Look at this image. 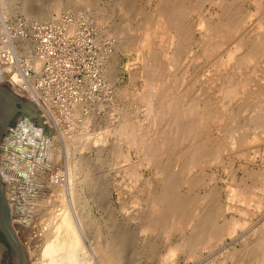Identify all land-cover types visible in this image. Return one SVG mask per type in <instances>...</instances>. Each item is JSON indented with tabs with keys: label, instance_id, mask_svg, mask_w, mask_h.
I'll return each mask as SVG.
<instances>
[{
	"label": "bare ground",
	"instance_id": "1",
	"mask_svg": "<svg viewBox=\"0 0 264 264\" xmlns=\"http://www.w3.org/2000/svg\"><path fill=\"white\" fill-rule=\"evenodd\" d=\"M10 1L12 2V0H0V13H4V10L7 8V11L10 9L9 7L12 6L10 5ZM74 1L77 3L76 0H73V2ZM83 1L90 3L91 0H82L81 4H83ZM127 1H124V7L127 6L128 3V6L134 3L132 0L126 3ZM33 2H36V0L31 3ZM244 3L253 5V9L246 11L248 7L243 10ZM39 4L41 3L39 2ZM204 4L208 5L207 9L204 8L209 12L207 15H205L206 11H202ZM32 5L34 6V4ZM94 6L97 8H94L96 12H103L104 5H98L96 3ZM59 7L57 1L51 6L52 10L54 9L55 11H57ZM131 7L134 9L135 5L133 4ZM214 7L218 8L220 14L222 12V18L220 20H218L220 16L216 17L211 10L214 9ZM30 9L34 8L31 6ZM41 12L43 11L39 10L37 13L39 14ZM57 12L56 15L60 16L59 11ZM37 13L35 12L34 14L41 19L40 16L43 13H41V15H37ZM216 14L220 15L217 11ZM47 15L48 14H46V16ZM214 15L216 19L218 18L217 20L213 19ZM46 16L44 15V17ZM106 16L107 15L104 17L106 18ZM110 17L111 16H109V18ZM189 17L192 18L191 23L188 22ZM50 18L52 19L53 17ZM126 20L125 22L121 21L126 24ZM140 20L141 21L135 27L139 30V36L136 38V30L133 31L135 36L132 35V38L134 36L136 39L133 38V41L132 38L129 39L128 35V38L123 41L122 48L124 53L129 55L130 63L136 61V63L141 64L137 71L144 73L139 75L130 73V75H128V83L130 84L136 78H143V89L132 93V96L138 102L146 105V113L148 116L144 119L145 121L141 123V121H137L136 118L134 119L131 114L125 113L122 115L120 123L115 124V128L113 127L114 132H111L116 134L117 138L122 137L126 140L123 152L119 151L117 147L115 150L119 151L116 152V154L119 156L122 155L123 158L130 160L125 168H128L126 174L128 173L127 177H129L131 183H135L140 179H145L146 182L149 181V183H151V180L154 178L156 179L154 180L158 182H156L157 186L153 187L154 189L147 182L148 186L146 187H151L152 189L149 188L151 191L146 192L147 199H144L149 205V211L147 210L148 213H143V216L146 215L145 218H142V216V219H140L143 220L141 221L142 231H151V234L153 231L154 234L157 232H155V230H158L160 233L164 228L166 232H171V230L174 232L176 229H178L177 232H179V230H182L181 232L186 230L188 234H186L185 237L183 236V239L181 238V241L176 244L177 248L174 243L173 245L175 246V250L178 249L179 246V248L187 251H184L186 254L189 256L194 255L193 257H195L200 248L206 245L210 246L212 243L217 244L222 242V240L228 236H234L235 239L244 238L242 237L244 233L236 235L237 231L250 226L253 218L258 217L257 220L255 219L256 222L253 223L254 225H251L249 228V230H251L248 233L251 237L249 235L250 238L248 237L245 238L244 241L242 240L243 247L240 246L242 251L240 249V251L238 250L239 252L235 250H229L227 252V250H222L224 247L223 245L220 250L224 251V256L216 260L210 259V262H212L210 264H225L224 261L226 259H230L232 262L235 261V264H264V150L262 152V148L259 149L256 146L258 145L256 139L261 141V143L264 142V137L262 136L264 135V83L260 82L263 86H255L256 81L259 82L264 77L259 75L262 77L260 78L257 77V74L255 75L257 70L255 68L259 67V64H264V62H262V64H257L262 61L261 57L263 58L264 56V0H156L153 14L147 15L146 17L143 16V19ZM105 22H107V20H105L104 23ZM121 23L118 24L122 26L123 23L122 25ZM127 23L131 25L129 21H127ZM243 23H247V25L243 26ZM110 24L112 23H109L108 26H110ZM113 24L111 25L114 27L113 31L115 29L118 31L117 29H120L119 25L117 24L118 27L116 28V23ZM69 27L72 26L70 25ZM112 27L108 28L112 29ZM124 28V32L130 29V27H128V29H126V27ZM122 29L120 30L122 31ZM130 32H132V29ZM191 48L193 49L192 51ZM182 55L186 56L183 68L180 67L181 71L184 72L181 75H176L175 72L180 69L171 67L178 65L179 61L180 63L182 62L180 59ZM9 58L12 59L11 56H6L5 49L3 50L2 47H0V59H2L0 68L3 67L5 70H10L6 74L7 82L10 83L12 88L20 91L21 87L16 86V82L19 80L17 78L18 75L16 72L12 73V71L20 70L22 72L23 70H21L20 66L17 64L12 65L13 61ZM5 59H7V61H5ZM26 59L28 63H32L35 69H38L41 65V61L38 58L29 59V57H27ZM194 60H204L201 67L202 74H190V70L194 69H189L188 65ZM261 70L257 71V73L259 72L258 74H261ZM10 73H12V75H10ZM253 73L260 79L258 80L256 78L257 80H254L255 77L252 79L251 77L254 75H251ZM22 74L24 75L23 72ZM262 80L264 81V79ZM260 83L256 85H260ZM24 121H26V123ZM254 126L260 127L259 129L261 131L258 132L256 138L251 137V130ZM25 127L28 128L27 132L23 131ZM256 127L255 129L257 130L258 127ZM35 129L34 124L31 125L30 121L18 119L12 130L10 129L11 131L5 130L6 135L3 138V142H1L3 155H5V152L9 154L8 150L11 149L9 158L19 159V163L21 159L25 160V158L26 160L29 159V164L34 162V160H38L40 156L37 157L36 154L39 155L41 152H38L36 147L40 144V139L38 138V141V139L28 134V130L31 132ZM40 129L39 127V130ZM109 133L110 132H108V134ZM253 133H255V131H253ZM24 135L26 137H24ZM99 136L100 134L97 137L99 138ZM102 138L103 137L100 136V143H105L103 140L101 141ZM94 140L98 139L96 138L93 139V141ZM74 141L77 140L74 139ZM252 141H255L256 145L251 143ZM73 143L76 146V142ZM97 143H99V141H97ZM249 148L253 153L251 158H249L253 162H255L254 160H256L258 153H260V162L258 166L253 168L250 167L251 169L247 168V154H249ZM118 155L114 156V158H119ZM132 157L135 158L134 161H131ZM175 159L178 161V164L180 162L179 165H181V168L185 169V171L181 169L177 171L176 169L180 167L179 165L175 170L170 168L172 162L176 166L174 163L176 162L174 161ZM211 165L220 166L226 173L231 172V180L226 184L227 196L224 194L226 196L224 201L217 198L219 195L216 197L217 190H215L216 188L213 184H210L212 187H208V191L203 194L196 193L198 190L194 193V188L197 186H206L208 182L214 178L215 172L213 171H209V176L203 175L206 172L205 170V172L201 171L200 173V170L203 169L202 167ZM9 166L14 169L16 168L15 165L13 166L12 161H9ZM197 167L199 168V173L194 172ZM190 168L194 169V175L186 174V169L190 170ZM148 169H151L152 172L146 176L145 171ZM239 169L243 170L241 175H237ZM87 170L89 171V169ZM88 171L83 172L85 177H82L86 190L84 186L79 188L83 192L86 191V200L89 201V198L93 196V194L90 195L91 192H88L89 187H91L89 186L91 179L88 175ZM17 172L21 173V171ZM212 172L214 174H212ZM59 176H57V179L53 177L48 179L45 176V182L47 184L45 183L43 185H46V189L44 188L46 194L47 191L49 193L50 191L59 193V190H66L69 188L70 191L74 188L73 181H71L72 179L67 180L64 179V176L63 178ZM69 176H67V178ZM246 179H250L251 183H247ZM73 180H75L74 177ZM80 180H77V183ZM244 182L246 184H244ZM180 183L187 185L188 190L186 189V193L179 192L178 188L182 186ZM66 185H68L67 188H65ZM151 185H153V183ZM27 187L26 188L31 192L35 190L33 184ZM213 187L215 189H213ZM73 192H76V190ZM87 192L90 197L87 195ZM140 194L142 193L140 192ZM141 197L142 196H140V199L137 197L139 202L142 201L145 203L144 200H141ZM96 198L99 199L98 197ZM138 199H136L135 196V201ZM134 202H132V204H135ZM30 203L33 205V210L35 212L34 203L31 201L29 204ZM78 203L80 202H77V204ZM55 204L54 200L51 201L49 198L48 200H44V204L42 203L41 206L39 205L42 210L37 207L38 211L36 209L37 212L33 213L36 217V219L34 217V221L31 220L33 222L23 221L16 211H12L13 217L10 221L13 226L17 228V226L19 227L22 225L27 231L30 229V234L33 235L34 240L32 241L35 247H31L33 244L32 242L31 245H27L28 250H30L29 247L31 248L28 254L30 255V260H32L31 264H94V261H91L92 256L87 257L88 255H85L86 250L89 248V246L87 248L88 243H86L85 239L89 238L85 237L86 234H83L84 237L81 235V231L77 229L68 211L69 209L66 210V208H63L62 203V210H55L57 209ZM72 204L76 203L73 202ZM146 205L147 204L144 206L146 207ZM59 206L60 205H58V207ZM226 212L230 213L229 216H226ZM40 217L43 219L44 224L50 223L51 225V231L49 230L45 233V236H43V234L38 231L40 229L37 228V230L35 226V224L38 227L40 226V223H37L41 221ZM38 218L40 219L39 221H37ZM173 229L175 230L173 231ZM16 231L17 230H15V233ZM167 233L165 234V232H162V234L158 235H163L165 237ZM95 237L97 238L96 240L94 239L96 242L94 245L92 244L94 250L92 249L93 251H90L91 249H89V251L93 253L95 251L97 252L100 263L120 264L122 262V245L119 244L120 241H118V238L117 241L113 242V238L110 239L111 236L109 238H102V236L96 235ZM116 242H118V244ZM128 242L129 241H127V243ZM134 242L132 243L134 244ZM126 244H124L125 248L127 246L126 249H129L128 245L130 244ZM40 245H43V247H41V249L38 248L40 252L36 254L37 247H40ZM239 245L241 244L239 243ZM149 246L152 249L156 248L155 245H153L155 246L154 248L151 245ZM174 246L172 247L174 248ZM150 247L149 251L151 250ZM238 248L239 247L236 249ZM143 252L140 251V253ZM155 252H153L154 256L157 254L158 250L156 251L155 249ZM150 253H152V251ZM91 254L92 253H90V255ZM134 254L136 255L135 250ZM138 254L136 256L137 258H139V255H148L145 253ZM127 258L128 255L126 260H128ZM133 258L135 257L133 256Z\"/></svg>",
	"mask_w": 264,
	"mask_h": 264
},
{
	"label": "rangeland",
	"instance_id": "2",
	"mask_svg": "<svg viewBox=\"0 0 264 264\" xmlns=\"http://www.w3.org/2000/svg\"><path fill=\"white\" fill-rule=\"evenodd\" d=\"M32 1L34 0H31V2ZM38 1L36 0V2L31 3L30 0H12V2L10 1V5H12L11 7H9L10 9L7 11V8L4 10L5 12L3 11L4 13H0V47H2L3 50L5 49L6 56L12 57V59L9 58L11 61H13L12 65H19L21 70H23L22 72L24 73L23 75L20 70L12 71V73L16 72L18 75L17 78L19 80L16 82V86L21 87L19 91L15 88H12L10 83L7 82L6 74L10 70L6 69V72L3 67L0 68V86L4 85L16 97L32 105L34 109V115L31 117L24 113H15L5 130H12L13 126L16 124L18 119L30 121V124H34V128L36 129L32 130L31 132H29V129L28 134L31 135L33 138L40 139V144L38 145L39 147L37 146L38 148L36 147V150L38 149L37 151L41 152V154L39 155L36 154L37 157L40 156L38 160H34L32 158L34 162H32L31 164H29V159L26 160V158L25 160L21 159L20 163L18 162L19 159L9 158L11 149L8 150L9 154L5 152V155H3V148L1 147V142H3V138L6 134L5 131H0V181L2 191L9 207L10 220L13 217L12 211L14 210L17 212L19 217L21 216L20 218H22L23 221L26 220L25 222H33L35 217L33 213L38 211L37 207L42 210L40 206L42 203L44 204V200H48V198L51 201L54 200V202L56 203L55 207L57 206V209L55 210H62L61 204L63 203L62 207L66 208V210L69 209L68 211L72 216L77 229L81 231V235L83 236V234H86L85 237L89 238L85 239L86 243H88L87 248L89 246L88 249L86 248L88 251L86 250L85 255H88L87 257L92 256L91 261H94V264H101L97 252H90L94 250L93 245L96 242L94 241V239H97L95 237L96 235H99L100 237L102 236V238H109L111 236L110 239L113 238V242L117 241L118 238V241H120L119 244L122 245V262L120 264H122L123 262L127 264L128 261L131 262H128V264H135V262L136 264H198L199 262V264H210L212 263L210 262L212 259L216 260L224 256L225 253L223 254L224 251L222 250H227L228 252L229 250L240 251L241 249L242 251L241 247H243V241L250 235L248 232L251 229L249 230V228L251 225H254L253 223L256 222L255 219L257 220L258 217L253 218L252 222L250 223V226H247L246 228L237 231L236 235L244 233L242 236L244 238L241 237L242 239H235L234 236H228L224 240H222V242H219L217 244L212 243V245L210 246L206 245L200 248L197 252L198 254H196L195 257H193L194 255L189 256L188 254H186L185 252L187 251H185V249L179 248V246L178 249L175 250L176 244L181 241V238L183 239V236L185 237L186 234H188L186 230H183V232H181L182 230H179V232H177L178 229L175 228L176 230L173 229V231L175 230L174 232H172V230L171 232L169 231L170 233H172L170 234L168 231L167 233L164 228L163 230L165 231L162 230L159 233L158 230H155V232L157 231L158 233L156 232L153 234L152 231L151 234V231L143 232L141 229V221L143 220L140 219L145 218L146 215L143 216V213L145 214L149 211V205L144 200L147 199L146 192L151 191L149 188L157 186L158 182L155 181V178V180H151V183L147 181L151 186L148 188L146 187L148 186V183L145 179H140L139 181L137 180L135 183H131L129 177H127L128 173L126 174V170L128 168H125V166H127L130 160L123 158L122 155L119 156L118 154H116V152L124 151L126 140L122 137L117 138L116 134H113V129L116 126L115 124L120 123L122 115L125 113L131 114L134 119L136 118V120L141 121V123H143L145 121L144 119L148 116L146 113V105H143L142 103L138 102L132 96V93L141 91L143 89V78H136L130 84L128 83V75H130V73L139 75L144 72L137 71L138 68H140L141 64L136 63V61L134 63H130V59L128 57L129 55L124 53L122 44L124 39L128 38V35L129 39L132 38V35L135 36V34L137 35L136 38L139 36V30L135 27L141 21L140 19H143V16L146 17L147 15L153 14L156 0H132V2H134L133 4L135 5L134 9L132 8L134 6L131 7V5L133 4L128 6L129 0H126V3H128V7H124L125 0H91L94 4L97 3L98 5H104L102 13L98 11L96 12V10L94 9L96 8V6H94L91 1L90 3H86L83 1V4H81L82 0H76L77 3L75 1L73 2V0H55L60 6L57 10L59 11L60 16L56 15L58 12L54 9L52 10L51 8V6H53V3L55 2L54 0H40L39 2L41 4H39ZM32 4H34L35 7ZM246 4L247 3L243 4V10L247 9L248 7L249 8L246 11L253 9V5ZM22 6L24 9L22 8ZM31 6L34 9H30ZM204 8H208L207 4L203 5L202 11H206L205 15L209 14L208 10ZM39 10L43 11L41 12L43 13L42 15L41 13H39L41 15V19H39L38 16L36 17V15L34 14L35 12L37 13ZM211 10L214 12L216 17L220 16L219 19L217 18L218 20L222 18V12L220 11V14L218 8L214 7V9ZM216 11L220 15H217ZM39 14L37 13V15ZM46 14L48 15L46 16ZM44 15L46 17H44ZM105 15H107L106 18L104 17ZM215 15L213 16V19L217 20ZM109 16L111 17L109 18ZM50 17L53 18L51 19ZM105 20H107V22L105 23L108 24L104 23ZM121 20L124 22L126 20V24H124ZM114 21H117L119 24L122 22L123 25L121 23L122 26H120L117 22ZM127 21H129V23L131 22V25H129ZM188 22H192L191 17L188 18ZM109 23H116V28L119 25L120 29L123 28V32L125 30L124 27H126V29L130 27V29H128L129 31L126 30L124 32V35L119 28L117 29L118 31H116V29L113 31L115 26L114 24V27L111 26L112 24L108 26ZM68 25H71L72 27H69ZM125 25H127L128 27ZM244 25H247V23H243V26ZM107 26L112 27V29L108 28ZM131 29L132 32H130ZM133 31H135V34L133 33ZM134 36L133 38H135ZM133 38L132 40L134 41ZM192 48L191 51L194 49ZM27 57H29V59H40V67L38 69H35L32 66V63H28L26 59ZM180 59L182 60L181 63L179 61L178 65L171 67L180 69L175 72L176 75H181L184 72L181 71L180 67L183 68L186 56L182 55ZM261 59L262 61L258 62L257 64H262V62H264V56L263 58L261 57ZM5 61H7V59H5ZM0 63L2 64V59H0ZM203 63L204 60H194L193 62H191L188 67L189 69L194 70H190V74H202L201 67ZM262 66H264V64H259V67L255 68L257 69L256 73L254 72L255 75L257 74V77L260 78L264 76V67ZM259 68H261L263 71ZM260 70L261 74H258L259 72L257 73V71ZM12 73H10V75H12ZM254 73L251 76H253ZM255 75L251 78L253 79L255 77L254 80H259L260 78H257ZM259 75H262V77ZM262 79H264V77ZM262 79L259 82L256 81V84H259L260 82L264 83ZM261 83L260 85L255 84V86L259 87L262 85ZM24 122L26 123V121ZM39 127L41 128L40 130ZM255 127L256 126H254L251 130V137L254 138H256L258 132H261L259 129L260 127L257 126L259 129H257L258 131L255 129ZM27 129L28 128L25 127L23 131L27 132ZM253 131H255L256 134L253 133ZM108 132H110L111 134H108ZM99 134L103 137L101 141L103 140V142L105 143H100V136L99 138L97 137ZM262 136L264 137V135ZM24 137L26 136L24 135ZM96 138L98 140H94L96 141L94 142L93 139ZM74 139L78 142L74 141ZM97 141H99L100 144L97 143ZM73 142H76V146ZM251 143H254L255 145L257 143L258 145L256 146L259 149L262 148L263 152L264 142L261 143V141H258L256 139V143L255 141H252ZM116 147L119 148V151L115 150ZM248 153L249 154H247V168L251 169L253 167H257L258 163L260 162V153H258V157L256 158V160H254L255 162L251 161L250 159L251 155L253 154L250 148L248 149ZM116 155H118L119 158H114V156ZM134 160L135 158L132 157L131 161ZM9 161H12L13 166H16L15 169L9 166ZM174 161H176V159ZM5 162H8V166ZM174 163L176 164V166L172 162L171 165L173 166V168L172 166L170 167L173 170L178 167L180 162L179 164L178 161ZM179 166L180 167L176 169L177 171L178 169L179 171L180 169L185 171V169L181 168V165ZM85 168L89 169V171ZM202 168V170H200V173L201 171L203 172L205 170L206 172L204 171L205 173H202L204 176H209L211 171L215 172V180L214 178L211 179L206 186H197L196 188H194V193L198 190L196 193L203 194L204 192L208 191V187H212L211 185L213 184V186L216 188L215 189L213 187V189L217 190L216 197L219 195L217 198L221 201H224L227 196L226 184H228L231 180V172L226 173L221 169L220 166L216 165H211L208 167L205 166ZM83 170L88 171V175L91 179V183L89 185L91 187H89V191H87L91 192L90 195L93 194V196H91L93 198H91L89 193L87 192V195H89L90 197L89 201L86 200V191L83 192L82 190H80L82 186H84L86 190V187L84 185L85 183L82 179V177H85V175H83V172L86 171ZM186 170L187 172H189H186V174L190 175H194L196 172L199 173L198 167L195 168L196 171L191 168L190 170ZM17 171H21V173ZM151 172L152 170L148 169L145 171V175L147 176L151 174ZM213 172L212 174H214ZM241 172L243 173V170L239 169L237 171V175H241ZM56 175H60L59 177L62 176V178L64 176V179L67 180L72 179L71 181H73L74 188H72L70 191L69 188L66 190H59V193H55L53 191H50L49 193L47 191L46 194V185H43L46 183L45 178L47 177L49 179L53 177L54 179H57ZM3 176L8 179H5ZM67 176L69 177L67 178ZM73 177L75 180H73ZM77 180L80 181H78L77 183ZM246 180L247 183H251L250 179ZM152 183L153 185H151ZM32 184L35 186V190L33 192L27 189V186ZM244 184L246 183L244 182ZM180 185L182 186L178 188L179 192L186 193L187 185L183 183H180ZM67 187L68 185H66L65 188ZM75 190L76 192H73ZM140 192L142 194H140ZM76 195L77 199L75 198ZM94 196L95 198L98 197L99 199H95ZM135 196L136 199H140V196H142L141 200H144L145 203H143L142 201L139 202V199L137 200L138 202L135 201ZM30 201L34 203L35 212L33 210V205H31V203L29 204ZM71 202H75L76 204H72ZM77 202L80 203L77 204ZM102 202L104 205L102 204ZM132 202H134L135 204H132ZM57 204L60 205V208ZM145 204H147L146 207L144 206ZM229 214V212H226V216H229ZM39 220L40 219L38 218L37 221ZM76 222L78 223V226ZM37 223H40V226L42 228L40 226L38 227L35 224L36 229H40L37 230L41 234H43V236H45V233H47L49 230L51 231L50 223L44 224L42 218L41 221ZM10 224L16 236V239L24 248L26 260L28 258L29 261H27L31 264L32 260H30V255H28L31 248L29 247L30 250H28L27 245L29 246L33 243L31 245L32 248L33 246L35 247V245L32 241L34 239L33 235L30 234V229H28L27 231V229L23 228L22 225V227L17 226L16 228V226H13L11 221ZM15 230H17L16 233ZM162 232H165V234L167 233V236L164 237L163 235H158L162 234ZM162 236L164 237V239ZM165 238H168L170 241ZM131 240L132 242L135 241L134 244L131 242ZM240 240H243L242 243ZM127 241L129 242L127 243ZM116 243L118 244V242ZM173 243L175 244V246L173 245ZM239 243L241 245H239ZM124 244H130L128 245V248L130 250L126 249L127 246L125 248ZM152 244L155 245L156 248H154L155 246H153ZM149 245L153 246L154 249H152ZM223 245L224 247L222 248V250H220ZM148 246L151 248L150 251ZM172 246H174V248ZM41 247H43V245L37 247L36 254L40 252L39 249H41ZM237 247L239 248L236 249ZM89 249L91 250L89 251ZM155 249L156 251L158 250V252L154 256L153 252H155ZM134 250L136 252V255L134 254ZM174 250L175 252H177L175 253ZM124 251H126L128 254ZM140 251L143 253H140ZM151 251L152 253H150ZM90 253L92 254L90 255ZM138 253H145L148 255L144 256L139 255ZM137 254L139 255V258L143 256L141 258L142 260L136 257ZM127 255L128 260H126ZM133 256L136 259L133 258ZM229 260L230 259H226L224 261L225 264H235V261H233V263L231 260Z\"/></svg>",
	"mask_w": 264,
	"mask_h": 264
},
{
	"label": "water",
	"instance_id": "3",
	"mask_svg": "<svg viewBox=\"0 0 264 264\" xmlns=\"http://www.w3.org/2000/svg\"><path fill=\"white\" fill-rule=\"evenodd\" d=\"M15 113L34 115L32 105L0 86V131H5ZM23 246L16 239L10 224L9 207L0 181V264H27Z\"/></svg>",
	"mask_w": 264,
	"mask_h": 264
}]
</instances>
